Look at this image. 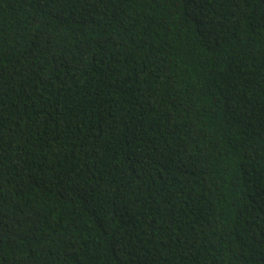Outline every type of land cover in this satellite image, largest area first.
<instances>
[{"label":"trees","instance_id":"obj_1","mask_svg":"<svg viewBox=\"0 0 264 264\" xmlns=\"http://www.w3.org/2000/svg\"><path fill=\"white\" fill-rule=\"evenodd\" d=\"M0 264H264V0H0Z\"/></svg>","mask_w":264,"mask_h":264}]
</instances>
